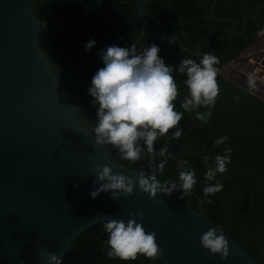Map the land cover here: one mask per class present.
<instances>
[{
	"label": "water",
	"instance_id": "1",
	"mask_svg": "<svg viewBox=\"0 0 264 264\" xmlns=\"http://www.w3.org/2000/svg\"><path fill=\"white\" fill-rule=\"evenodd\" d=\"M147 3L135 0L140 31L133 45L148 31L164 47L202 58L204 53L162 40L166 35L151 25ZM216 3L212 1L210 18L235 26L215 17ZM35 9L36 0H0V264H47L46 259H38V252L44 250L62 259L84 231L110 218L127 222L129 213L147 232L156 233L163 250L157 260L162 264H261L260 257L254 261L220 230L228 239L229 257L221 259L205 250L200 238L214 226L203 219L200 206L195 212L161 194L149 199L138 187L133 195L117 200L110 193L91 198L94 165H109L114 173L126 176L135 172L113 159L115 149L96 147L81 130L80 124L86 125L80 114L94 104L77 106L68 97L39 43V33L53 25L36 16ZM259 38L264 44V24L249 46L219 66L218 75L264 102L256 81L255 87L248 85L250 91L226 77L231 74L226 71L229 65L249 58L247 50L252 62L259 64L248 61L246 68L264 76V53L256 51ZM240 54L245 56L238 59ZM164 140L168 147V136ZM76 184L78 189L73 187ZM263 250L264 244L260 256Z\"/></svg>",
	"mask_w": 264,
	"mask_h": 264
},
{
	"label": "trees",
	"instance_id": "2",
	"mask_svg": "<svg viewBox=\"0 0 264 264\" xmlns=\"http://www.w3.org/2000/svg\"><path fill=\"white\" fill-rule=\"evenodd\" d=\"M213 0H148L147 12L153 27L167 37L176 36V42L192 51L213 53L224 65L235 58L255 39V34L264 24V0H217L214 7L216 18L235 23L216 21L210 18ZM42 21L53 26L39 33L42 51L50 59L55 74L70 100L77 106L92 102L88 95L94 73L103 67L97 53L109 45L131 47L139 35L140 23L135 0H36L33 12ZM95 39L96 46L85 51L89 40ZM156 44L160 57L166 64L176 66L180 59L193 58L179 50L164 47L162 42L146 31L136 46L137 52ZM195 59V58H193ZM199 61V59L197 60ZM230 77H241L229 65ZM179 95L176 110L188 95L184 85L186 75L174 72ZM219 95L208 123L195 119V112L185 113L179 127L183 134L179 139H169L170 157L161 182L179 183L177 164L181 159L188 161V167L195 170L197 183L189 195L174 192L170 198L198 212L202 217L235 242L254 261L260 257L264 264V102L233 86L217 75ZM251 91V90H250ZM239 97V101L235 99ZM208 109L201 108L204 112ZM83 124L89 130L95 124L96 106L80 114ZM170 130L168 136L174 133ZM222 136L228 141L216 145ZM164 137L155 142L157 151L164 146ZM143 146V145H142ZM231 148L230 163L224 174H217L223 189L206 196L205 155L211 159L223 155ZM180 154L175 155V153ZM113 159L134 172L143 170L150 174L154 165L145 154L131 163L120 159L114 152ZM161 157L157 156L156 163ZM215 184L216 181L210 182ZM212 200L213 203H207ZM108 235L103 223L84 231L62 258V264H162L139 255L135 261L123 262L106 256Z\"/></svg>",
	"mask_w": 264,
	"mask_h": 264
},
{
	"label": "clouds",
	"instance_id": "3",
	"mask_svg": "<svg viewBox=\"0 0 264 264\" xmlns=\"http://www.w3.org/2000/svg\"><path fill=\"white\" fill-rule=\"evenodd\" d=\"M171 46L176 43V36L162 37ZM96 46L95 39L89 40L85 51ZM160 48L156 44L147 45L137 52L135 45L120 47L109 45L101 49L97 55L102 60L99 68L91 79L88 95L96 106V120L89 131L80 124V128L90 135L98 148L111 146L118 152L123 161L135 163L147 154L154 165L150 174L143 170L133 176L113 172L109 165H94L96 181L94 190L90 192L92 199L101 193H110L114 200L131 196L138 187L140 193L147 194L149 199H155L158 194L170 197L174 192L189 195L197 183L195 170L188 167V161L181 159L177 164L179 183L175 181L161 182L158 175L163 173L170 157L168 147L162 146L159 151L155 142L168 136L175 129L170 140L179 139L183 129L179 127L185 113L195 112V119L208 123L219 95L217 75L220 63L219 57L213 53H204L197 61L193 58L180 59L176 66L166 64L160 57ZM174 72L186 75L184 85L188 95L180 104L182 111L176 110L179 95ZM249 87H255V79L248 78ZM237 102L239 97L235 98ZM74 108L79 111L76 106ZM201 108L208 109L200 111ZM228 141L222 136L215 141L221 145ZM143 145V146H142ZM232 149H225L223 155H216L212 164L208 155L203 157L206 165L203 192L206 196L216 194L223 189L217 180V174H224L230 163ZM157 156L161 157L157 164ZM113 164H116L112 160ZM216 181L215 184L210 182ZM79 188V185H73ZM162 204V200L156 201ZM207 203H213L208 200ZM133 213L129 219L110 218L103 222V228L108 235L106 256L108 259H118L123 262L135 261L139 255L149 260L159 259L163 250L156 241V233L147 232L142 223H138ZM142 220L143 217L141 216ZM219 233V235L217 234ZM201 246L211 255H219L227 259L230 255L228 239L215 227L209 228L200 238ZM38 259L47 264H62V259L46 250L38 252Z\"/></svg>",
	"mask_w": 264,
	"mask_h": 264
},
{
	"label": "bare ground",
	"instance_id": "4",
	"mask_svg": "<svg viewBox=\"0 0 264 264\" xmlns=\"http://www.w3.org/2000/svg\"><path fill=\"white\" fill-rule=\"evenodd\" d=\"M248 59V60H247ZM252 58H245L243 60L245 61H239V62H235L234 64H232L231 66L237 71L238 74H240L241 76L244 74L246 76H252L255 81L259 84V89H258V92L259 93V96H262L264 98V76H258L257 74L254 75V73H251L247 68H246V65L249 61V63H252L254 65H258L259 63H253ZM243 77V76H242ZM246 78V77H244Z\"/></svg>",
	"mask_w": 264,
	"mask_h": 264
},
{
	"label": "rangeland",
	"instance_id": "5",
	"mask_svg": "<svg viewBox=\"0 0 264 264\" xmlns=\"http://www.w3.org/2000/svg\"><path fill=\"white\" fill-rule=\"evenodd\" d=\"M256 45H257V52H258V54H263L264 53V44H263V41H262V39H260L259 38V41L256 43ZM261 47H263V48H261ZM249 49V48H248ZM249 52V50H247V54L246 55H249V57H251V54L250 53H248ZM242 55V56H241ZM245 55H243V54H240L239 56H238V59H239V57H244ZM236 75L234 74V76L233 77H230V76H226L229 80H231V81H233L235 84H237V85H239V86H241V87H244V88H248V90H251V89H249V87H248V76H246V75H242L241 77H239V79L238 78H234ZM224 77H225V75H224ZM244 77H246L247 79H245Z\"/></svg>",
	"mask_w": 264,
	"mask_h": 264
}]
</instances>
